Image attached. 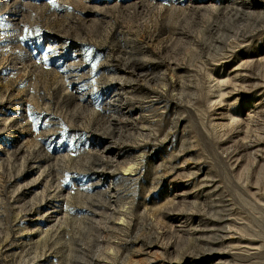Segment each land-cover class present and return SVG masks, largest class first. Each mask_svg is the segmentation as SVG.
Returning <instances> with one entry per match:
<instances>
[{"label": "rangeland", "instance_id": "obj_1", "mask_svg": "<svg viewBox=\"0 0 264 264\" xmlns=\"http://www.w3.org/2000/svg\"><path fill=\"white\" fill-rule=\"evenodd\" d=\"M0 264H264V0H0Z\"/></svg>", "mask_w": 264, "mask_h": 264}]
</instances>
